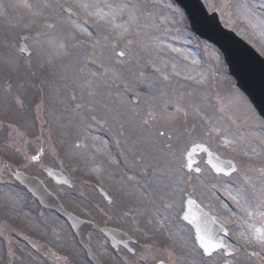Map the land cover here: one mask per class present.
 I'll use <instances>...</instances> for the list:
<instances>
[{
	"label": "rangeland",
	"instance_id": "rangeland-1",
	"mask_svg": "<svg viewBox=\"0 0 264 264\" xmlns=\"http://www.w3.org/2000/svg\"><path fill=\"white\" fill-rule=\"evenodd\" d=\"M202 1L264 57V0ZM194 145L235 171L214 174L205 153L189 169ZM18 170L94 222L102 264H264V122L171 0H0V264H91ZM188 197L228 229V255L197 247ZM104 225L134 237V253L114 251Z\"/></svg>",
	"mask_w": 264,
	"mask_h": 264
},
{
	"label": "water",
	"instance_id": "water-1",
	"mask_svg": "<svg viewBox=\"0 0 264 264\" xmlns=\"http://www.w3.org/2000/svg\"><path fill=\"white\" fill-rule=\"evenodd\" d=\"M173 1L186 13L191 30L198 37L219 48L228 72L234 78L237 87L248 97L259 115L264 119V58L232 31L224 29L218 15L216 13L209 14L200 0ZM21 51L26 53L24 46H21ZM194 152L195 150L192 148L190 154L192 155ZM213 159L216 163L213 165L215 172L229 174L234 170L229 161L220 160L217 157H213ZM218 164L223 165V168L217 169ZM45 173L57 184L70 185L66 177L56 170L46 169ZM14 176L37 198L43 207L53 210L68 221L76 233L79 243L86 251L88 259L94 264H100L88 246L87 233L92 227V223L66 211L59 200L44 187L38 178L27 176L21 172H17ZM186 210L185 221L193 227L199 247L203 250L200 246V238H202L206 243L222 245V247L213 248L211 253L223 248L222 237L227 236L226 229L195 200L187 201ZM101 231L109 238L110 244L114 248H117L118 245L127 247L128 242L131 241L126 234L116 229L105 227Z\"/></svg>",
	"mask_w": 264,
	"mask_h": 264
},
{
	"label": "snow or ice",
	"instance_id": "snow-or-ice-1",
	"mask_svg": "<svg viewBox=\"0 0 264 264\" xmlns=\"http://www.w3.org/2000/svg\"><path fill=\"white\" fill-rule=\"evenodd\" d=\"M117 55L123 56L124 53L123 52H120ZM160 134L161 135H164V133H160ZM33 159H36V157H33ZM261 242H264V241H261ZM200 246L203 248L204 253L207 254V255H210L211 254V250L213 248L222 247V245H220V244L206 243L202 238H200Z\"/></svg>",
	"mask_w": 264,
	"mask_h": 264
},
{
	"label": "trees",
	"instance_id": "trees-1",
	"mask_svg": "<svg viewBox=\"0 0 264 264\" xmlns=\"http://www.w3.org/2000/svg\"><path fill=\"white\" fill-rule=\"evenodd\" d=\"M41 79H42V82H44L45 84H48L49 82H51V75L50 74H48V76L42 75Z\"/></svg>",
	"mask_w": 264,
	"mask_h": 264
}]
</instances>
